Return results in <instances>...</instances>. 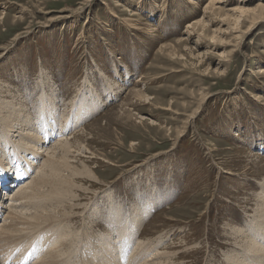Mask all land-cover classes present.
<instances>
[{"label":"rangeland","instance_id":"1","mask_svg":"<svg viewBox=\"0 0 264 264\" xmlns=\"http://www.w3.org/2000/svg\"><path fill=\"white\" fill-rule=\"evenodd\" d=\"M188 1L0 0V102L18 94L20 107L35 117L27 121L40 129L35 139L47 140L50 107L54 126L60 108L73 109L72 100L102 97V108L64 131L69 137L77 133L82 160L105 174L96 201L101 224L89 230L92 239L99 242L108 226L107 236L117 238L119 222L107 210L115 202L129 221L134 209L143 210L135 237L144 246L188 248L186 263L216 264L241 246L234 244L232 227L248 229V218L264 207V19L251 23L246 16L236 30L238 14L207 10L212 0ZM248 1L250 7L264 3ZM199 20L200 27H188ZM136 22L150 31L133 28ZM53 76L60 103L40 99V81ZM112 80L121 81L123 91L107 86ZM21 127L11 125L10 132ZM123 174L120 183L107 185ZM82 221L80 216L77 229ZM41 230L11 244H29L34 235L32 246L47 253Z\"/></svg>","mask_w":264,"mask_h":264},{"label":"bare ground","instance_id":"2","mask_svg":"<svg viewBox=\"0 0 264 264\" xmlns=\"http://www.w3.org/2000/svg\"><path fill=\"white\" fill-rule=\"evenodd\" d=\"M191 1L188 2L191 3ZM229 1L231 3L236 2V0ZM229 1L212 0L206 8L207 10H219V12L226 10L238 14L235 18L236 30L240 29L239 25L246 16L251 18V23L260 22L264 19V3L257 4V7H250V2L248 0H240L239 2L241 5L236 8L227 9L226 6H228ZM196 4L195 5L198 6L199 2H196ZM218 4L223 5L219 6ZM217 5L219 7H216ZM203 23L204 20H199L188 27L194 29L197 26L200 27ZM131 26L133 28L138 27L135 29L139 30L143 28L146 32L150 31L149 25H143L140 24V22H136L133 25L131 24ZM203 29H205L204 25ZM181 39L183 38L181 37L177 41L181 42ZM166 47L167 45H163L162 50ZM128 70L129 68L126 67L127 72ZM262 72H264V70H262ZM40 82H43L44 85V94L40 99L46 101L53 98L60 103L58 95H55L56 93L54 92V87L57 84L54 76L52 80L51 77H49V80L46 81L44 79ZM86 82H88L87 79ZM120 82L118 84L116 80L115 82L112 80L111 84L107 83V86H112L115 92H121L123 91V86ZM90 87H93V84H90L84 93L87 91L90 92ZM7 91L10 93L11 89L7 88ZM102 91H104V88ZM13 94L18 96L15 92ZM52 94L53 96H51ZM14 95L13 97L15 99L12 101L0 102V212L2 210L1 208L6 203V190L12 186L11 183L13 181H16L18 184L25 182L30 177L27 176V173L31 175L30 171L36 164L34 160H41L43 159L42 157H45L38 166L37 173L34 177H31L32 179L30 181L21 185L19 190L14 193L13 197L11 196L12 204L8 213L4 216L0 215V220L2 219L0 223V264H25L28 259L30 263L33 258H29V253L17 254L15 250L23 246L27 251L32 246L33 241H36L37 237L31 235L28 239L29 244L26 245H22L21 243L11 244V241L17 237L28 236L40 228L43 229L38 231V235L43 237V244H40H42L45 249L50 247V250H47V253H43L33 264H120L124 256L121 254L119 259H115L113 253L120 251L122 246H129L133 249L132 253H130L131 255H129L130 264H139L141 259L144 261L140 264H190L189 261V263L184 261L190 255V249L186 248L188 246L187 243L184 245L186 248L184 250L176 249L169 251L167 250L169 249L167 246L162 251L157 248L144 246L143 240L139 242L141 239H139L138 236V240L135 234L137 231L139 234L140 228L142 227L141 214H143V210L134 209V212H131V216L135 214L131 217V221H129L123 216L124 206H116L115 202L109 204L107 210L110 215L113 218H117L119 222V225L116 227L117 232H115L117 233V238L112 240L113 236H107L108 226V228L106 227L107 230H104L105 232L102 234L103 237L99 242L92 239L95 236L90 235V231L93 230L96 225L99 226L101 224V222L98 221L100 217L97 216L101 208H98L96 201L100 197V189L105 186L98 187L104 184L102 176H105V174L103 173L100 175L88 164L87 160H82L81 157L84 148L79 140H76L79 138L77 133L69 137L68 134V136H64V132L62 131L68 127L77 129L81 119L88 118L92 112L102 108L99 103L100 99H103L102 97L96 98L94 94H88L85 97L82 95V98H78V100H83L85 102L84 108L78 100L76 103L72 100L71 109H73L67 112L66 109L62 110L60 108L58 111L60 119L59 121L57 119L60 125L57 123L54 126H52L54 122L53 105L49 108L46 115L49 129H45L44 135L47 137V140H36L35 137H39L38 131L40 129L35 128L31 122H28L33 121L35 117L33 114L28 113L27 110L20 107V98ZM20 96L19 93V97ZM142 96L144 97L145 95L142 94L140 98H143ZM56 107H58V105H56ZM59 107H61V104ZM43 111L44 110H40L38 112L42 113ZM18 122L22 123L20 129L23 130H15L12 128L10 132L11 125L16 124L18 126ZM24 133L27 136H22ZM64 137L66 138L64 139ZM20 138H24V140H20ZM50 138H53V142L55 141V143L48 148L47 144L50 142ZM31 140L32 143H29ZM78 163L80 165H78ZM124 176H126V174L118 176L116 179L107 183V185L111 188L114 184L120 183ZM3 177L6 178L5 182L1 181ZM9 179L12 180L10 181ZM150 188L151 186L149 185L147 189ZM124 190L127 191L128 189L125 188ZM88 194H91V197L94 198L89 203H87V201L91 197L88 196ZM259 195L263 200L261 204L264 206V181L261 183ZM110 202L112 201L110 200ZM90 205H94L92 206L93 211L91 214L89 212V215H87L88 211L84 210H87ZM263 208L260 209V215L254 214L248 218V229L242 228L238 224L232 227V230L228 228L231 230V234L238 239L234 241V244H239L241 246L235 251L232 250L233 253L227 252L228 255L226 259L224 258L225 260L217 261V259H215L216 264L218 262L219 264H264ZM116 209H119V211ZM139 211L140 213H138ZM146 215L148 214L146 213ZM80 216L83 220L82 229H77L76 224ZM109 217H107L108 221H110ZM87 218L89 221H87ZM4 219L5 221H3ZM124 219H126V221ZM110 231L113 232L112 229H110ZM54 235H57V237ZM121 237L123 238L121 239ZM154 250L156 252L153 254L152 252ZM101 253L104 254L102 255ZM125 257H127L126 254Z\"/></svg>","mask_w":264,"mask_h":264}]
</instances>
